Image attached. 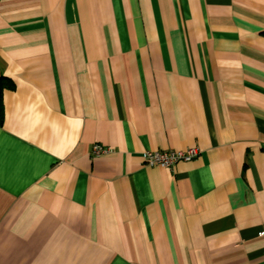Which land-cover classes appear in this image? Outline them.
<instances>
[{
	"label": "crops",
	"instance_id": "1",
	"mask_svg": "<svg viewBox=\"0 0 264 264\" xmlns=\"http://www.w3.org/2000/svg\"><path fill=\"white\" fill-rule=\"evenodd\" d=\"M0 81V264H264V0H0Z\"/></svg>",
	"mask_w": 264,
	"mask_h": 264
},
{
	"label": "built area",
	"instance_id": "2",
	"mask_svg": "<svg viewBox=\"0 0 264 264\" xmlns=\"http://www.w3.org/2000/svg\"><path fill=\"white\" fill-rule=\"evenodd\" d=\"M107 149L100 144L93 146L94 154H101ZM201 154L199 147H190L185 150H146L142 153V158L147 165L172 168L180 161H192Z\"/></svg>",
	"mask_w": 264,
	"mask_h": 264
},
{
	"label": "trees",
	"instance_id": "3",
	"mask_svg": "<svg viewBox=\"0 0 264 264\" xmlns=\"http://www.w3.org/2000/svg\"><path fill=\"white\" fill-rule=\"evenodd\" d=\"M1 88H3V83L0 81V91H1Z\"/></svg>",
	"mask_w": 264,
	"mask_h": 264
}]
</instances>
